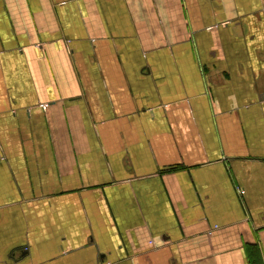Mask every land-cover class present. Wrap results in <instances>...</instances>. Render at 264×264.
I'll use <instances>...</instances> for the list:
<instances>
[{"label":"crops","instance_id":"0c3cea01","mask_svg":"<svg viewBox=\"0 0 264 264\" xmlns=\"http://www.w3.org/2000/svg\"><path fill=\"white\" fill-rule=\"evenodd\" d=\"M0 264H264V0H0Z\"/></svg>","mask_w":264,"mask_h":264}]
</instances>
